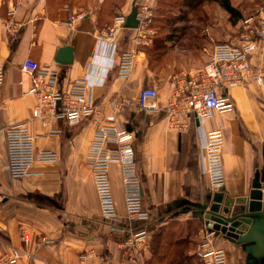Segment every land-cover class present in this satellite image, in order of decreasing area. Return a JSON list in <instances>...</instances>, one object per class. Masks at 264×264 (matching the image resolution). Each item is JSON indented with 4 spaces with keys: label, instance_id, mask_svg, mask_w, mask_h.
Returning <instances> with one entry per match:
<instances>
[{
    "label": "crops",
    "instance_id": "obj_1",
    "mask_svg": "<svg viewBox=\"0 0 264 264\" xmlns=\"http://www.w3.org/2000/svg\"><path fill=\"white\" fill-rule=\"evenodd\" d=\"M161 4L162 0L151 1V34L122 28L110 37L116 19L128 17L135 8L133 0H0V58L5 69L0 87V129L27 122L36 137V152L48 150L59 156L57 163L35 164L32 176L7 178L8 156L0 130V257L11 249H23L32 256L19 264H81V254L92 251L87 264H121L123 245L134 233L145 230L147 236L139 254L147 264H201L197 252L204 225L196 213L211 205L216 194L205 170L202 149L203 135L209 132H221L223 137L222 192L226 196L248 197L256 184L264 186V90L255 81L247 80L227 90L219 88V94L230 99L233 110L214 112L202 122L191 116L186 130L168 129L165 111L174 78L199 77L218 42L239 36L241 32L234 34L236 29H241L248 18L259 19V11L233 26L218 5L227 17L226 27L219 22L191 23L203 28L205 35L169 39L159 31ZM248 7L242 6V12L247 13ZM81 13L87 15L84 20L68 24L69 16ZM11 25L13 31L9 30ZM158 37H163L167 49L156 46ZM256 43L249 63L264 73V41L256 39ZM65 47L73 48V63L68 66L56 63L59 50ZM126 52L135 56L128 80L118 76ZM27 59L59 70L61 91L77 80H87L96 102L110 115L113 111L108 104L117 94L136 99L144 89L157 90L161 112L146 114L135 109L125 117L115 115L119 129L133 136L148 221L128 217L118 163L109 169L118 219H103L96 182L87 165L95 128L90 121L77 126L59 122L54 127L61 134L47 137L48 129L33 120L38 100L29 93L31 78L22 71ZM22 230L30 234L27 246ZM43 236L54 243L34 255ZM213 243L225 251L230 264H248L243 246L219 233Z\"/></svg>",
    "mask_w": 264,
    "mask_h": 264
},
{
    "label": "built area",
    "instance_id": "obj_2",
    "mask_svg": "<svg viewBox=\"0 0 264 264\" xmlns=\"http://www.w3.org/2000/svg\"><path fill=\"white\" fill-rule=\"evenodd\" d=\"M139 1L133 0L140 22L138 30L150 33L153 24L152 0H145L144 3ZM259 14V19L251 17L242 22L239 36L214 47L211 61L199 77L191 80L174 78L165 107L168 129L186 130L187 120L191 116L202 122L211 118L214 112L220 114L231 112L233 104L229 98L219 94V88L227 90L240 86L247 80H253L264 90V73L249 63V56L257 47L256 39L264 41V7L259 10ZM86 17L85 13L71 15L67 22L73 25ZM124 24V16L117 18L110 37L117 30L124 28ZM9 30L13 31L12 25L9 26ZM134 66V52L124 53L120 60L118 76L128 80ZM22 71L31 78L32 86L29 93L38 100L33 111V120L40 121L43 127L48 129L47 137H58L61 134V131L54 127L55 123L64 122L68 126H77L84 121H90L93 124L95 134L88 152L87 165L96 182L103 219L107 222L118 219L109 177L110 165L118 163L128 217L131 220L148 221L149 216L143 210V190L132 144L133 136L129 131L119 129L115 115L125 117L135 109L146 114L161 112L157 90L144 89L136 99L117 94L108 104L113 111V115H110L96 102L94 89L87 80H77L68 90L61 91L59 88L61 75L56 68L27 59ZM4 80L5 69L0 58V87ZM0 130L4 132L8 156L6 172L11 179L21 180L32 176L35 164H54L59 161V156L55 152L48 150L36 152V137L30 132L27 122ZM203 140L205 170L211 189L219 193L225 186L222 164L223 137L221 132H209L203 135ZM215 235L216 232L204 226L197 252L201 264H230L225 251L214 245ZM146 236L145 230L136 232L131 240L123 245L125 254L121 264H147L139 254ZM22 241L25 246L29 245L31 238L28 230H22ZM51 243H54L52 238L41 237L36 243L34 255ZM31 256L23 249H11L9 254L0 257V264H19L24 257ZM92 256V251L81 254L79 258L81 264H87Z\"/></svg>",
    "mask_w": 264,
    "mask_h": 264
},
{
    "label": "water",
    "instance_id": "obj_3",
    "mask_svg": "<svg viewBox=\"0 0 264 264\" xmlns=\"http://www.w3.org/2000/svg\"><path fill=\"white\" fill-rule=\"evenodd\" d=\"M137 8L125 18L124 28L136 30L139 27ZM73 48L59 50L56 63L64 66L73 63ZM10 178L9 173H5ZM200 222L211 231L221 234L235 245L244 247L248 264L264 262V186L256 188L248 197L231 198L225 193L214 194L212 204L196 213Z\"/></svg>",
    "mask_w": 264,
    "mask_h": 264
},
{
    "label": "rangeland",
    "instance_id": "obj_4",
    "mask_svg": "<svg viewBox=\"0 0 264 264\" xmlns=\"http://www.w3.org/2000/svg\"><path fill=\"white\" fill-rule=\"evenodd\" d=\"M232 4H234L235 6L238 5H242V4H250L249 7H251L252 9H254V13L251 14L250 12L252 10H248L247 13H244V16L250 17L251 15H256L257 11H259L261 8L264 7V0H252L249 1L247 3V0H231ZM215 6V7H213ZM173 11V9H172ZM173 13L176 16H181L182 19L188 21L185 23H180L179 25H177L176 23V27H175V38H183L186 37L185 39H192L195 38V36L197 37L205 35L206 31L202 28L200 29V27L196 26V25H192L193 24H197V22H208V24L210 22H219L224 24V26L226 25V21H227V17H225V14L223 15L221 9L218 7V5H216L214 2L212 1H204L201 2L200 4H198V6L196 8H189L185 13L183 11H180L179 8H176ZM164 16H166V19H170L171 14L164 12ZM168 16V17H167ZM211 24V23H210ZM196 26V27H195ZM223 26V25H222ZM226 27V26H225ZM169 29L161 30V36H166L169 33ZM181 40H177V42H180ZM180 43L185 44L187 43V41H181ZM261 264H264V262H262Z\"/></svg>",
    "mask_w": 264,
    "mask_h": 264
},
{
    "label": "trees",
    "instance_id": "obj_5",
    "mask_svg": "<svg viewBox=\"0 0 264 264\" xmlns=\"http://www.w3.org/2000/svg\"><path fill=\"white\" fill-rule=\"evenodd\" d=\"M204 1H212L214 2L216 5H219L222 9L225 10V12L228 14L229 16V22L235 26L236 23L238 21H242L244 19V12H242V6L244 7L245 4L242 5H238L235 6L234 4H232L231 0H162V9H160V13H159V17H158V21L161 23V27L159 28L160 34H161V30H167L169 29V33L166 35L167 37H169V39H173L175 38V25L177 23V25H179L180 23H185L188 22L184 19L181 18V16H176L173 11L176 8H179L180 11H183L184 13L189 9V8H196L198 6V4H200L201 2ZM250 6V4H249ZM173 9V11H172ZM251 7H248V10H251ZM245 10H247V8H245ZM164 12L170 13L171 14V18L170 19H166V16H164ZM251 14H253L254 12H250ZM168 17V16H167ZM241 32V29H236L234 34H239ZM164 37V36H163ZM163 37H158L159 39L157 41H159L156 46L161 48V49H167V46L164 45V41L162 40ZM227 41H220L218 42V44L220 43H225ZM183 256V255H181ZM189 260V259H188ZM200 263V261H199ZM198 264V263H197Z\"/></svg>",
    "mask_w": 264,
    "mask_h": 264
}]
</instances>
